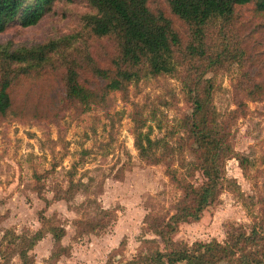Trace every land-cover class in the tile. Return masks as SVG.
<instances>
[{
	"label": "rangeland",
	"instance_id": "1",
	"mask_svg": "<svg viewBox=\"0 0 264 264\" xmlns=\"http://www.w3.org/2000/svg\"><path fill=\"white\" fill-rule=\"evenodd\" d=\"M148 5L171 19L180 38L172 73L142 76L86 109L59 101L61 55H52L51 68L12 84L13 110L0 116V263L20 264L25 239L49 229L53 234L65 229L64 243L75 242L71 248L82 252L79 264H142L146 251L162 249L149 222L173 213L181 196L167 166L193 160L183 127L192 111L188 89L203 90L209 82L215 120L230 147L226 181L200 218L180 223L172 239L189 247L224 243L240 226L249 232L254 216H264V25L255 5L236 6L231 19L211 21L201 41L204 56L189 50L195 43L192 29L170 11L167 0ZM90 10L86 0H57L36 25L7 27L0 44L13 50L79 32L78 47L100 68L111 67L112 39L83 27ZM81 65L80 82L93 88L104 84L85 61ZM137 125L152 140L167 141L177 157L161 144L151 151L158 162L142 159L135 148ZM69 178L77 185L66 192ZM198 178V172L188 175L193 182ZM59 247L54 245L53 253Z\"/></svg>",
	"mask_w": 264,
	"mask_h": 264
},
{
	"label": "trees",
	"instance_id": "2",
	"mask_svg": "<svg viewBox=\"0 0 264 264\" xmlns=\"http://www.w3.org/2000/svg\"><path fill=\"white\" fill-rule=\"evenodd\" d=\"M55 1L57 0H0V33L15 22L22 27L36 25ZM86 1L91 10L83 16V27L98 38L112 39L114 55L111 67L100 68L91 61L84 49L78 47L76 43L81 36L79 32L13 50L0 44V116L4 117L13 110L12 84L15 80L24 75L30 76L33 72H42L46 67L51 68L54 54L61 55L64 60L63 94L59 101L78 104L85 109L103 102L109 92L123 91L128 84L139 81L142 76L170 74L175 70V48L181 44L180 38L169 17L163 12L150 10L149 0ZM167 1L170 11L191 27L195 43L188 48L195 55L204 56L201 41L206 26L211 21L231 19L236 6L253 3L264 25V0ZM83 61L89 71L104 83L101 87L93 88L79 81ZM211 90L210 82L203 90L198 87L188 89L192 111L183 120V127L187 128V137L192 141V145L187 148L193 160L186 161L183 158L177 168L167 166V173L181 190V196L174 204V212L169 216L150 219L149 227L159 237L163 248L146 251L141 255L142 264H264V216H254L249 232L240 226L237 233L228 235L224 243L214 240L195 243L189 247L172 239V234L180 223L198 220L204 209L224 189V157L230 147L220 135ZM140 127H135L134 138L135 148L142 159L158 162L157 158H151L155 155L151 151L159 149L161 144L170 150L173 160L177 157L176 151L167 141L152 140L148 134H142ZM184 149L182 147L180 151ZM182 168L185 170L180 172ZM195 172L200 173L201 178L195 182L188 180V175L193 176ZM68 182L69 186L65 191L71 192L77 184L73 182V178H69ZM79 183L82 184L81 181ZM49 230L44 233L39 230L25 239V247L18 252L20 264H35L28 252ZM90 230L93 231L94 227ZM64 233L62 230L60 234H53L55 245L60 247L54 253L52 251L50 257L54 258H49L50 262L61 253H68L67 247L63 248L60 244Z\"/></svg>",
	"mask_w": 264,
	"mask_h": 264
},
{
	"label": "crops",
	"instance_id": "3",
	"mask_svg": "<svg viewBox=\"0 0 264 264\" xmlns=\"http://www.w3.org/2000/svg\"><path fill=\"white\" fill-rule=\"evenodd\" d=\"M64 232L65 233L60 240V244L63 248L69 247L67 248L68 253H61L57 258L54 259V261H51L50 264H79L78 259L82 258V252L78 253L77 246H73V248H71L72 245L76 244L75 242L70 244L71 246L68 243H64L63 239L66 236L65 229ZM54 245L55 240L53 234L49 231L46 232L45 235L36 242V244L28 253H32L35 264H44L47 263L46 261L50 258ZM86 254L87 253H84L83 255Z\"/></svg>",
	"mask_w": 264,
	"mask_h": 264
}]
</instances>
